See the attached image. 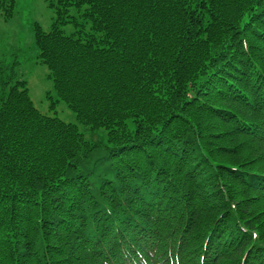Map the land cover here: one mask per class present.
<instances>
[{
    "label": "trees",
    "instance_id": "1",
    "mask_svg": "<svg viewBox=\"0 0 264 264\" xmlns=\"http://www.w3.org/2000/svg\"><path fill=\"white\" fill-rule=\"evenodd\" d=\"M54 8L36 59L77 123L40 112L9 65L0 264H173L157 254L200 242L198 264H264V0Z\"/></svg>",
    "mask_w": 264,
    "mask_h": 264
},
{
    "label": "rangeland",
    "instance_id": "2",
    "mask_svg": "<svg viewBox=\"0 0 264 264\" xmlns=\"http://www.w3.org/2000/svg\"><path fill=\"white\" fill-rule=\"evenodd\" d=\"M54 4L55 0H16L14 15L9 19L0 17V81L6 78L14 67L26 80L29 96L40 112L56 115L66 122L77 123L75 114L64 103L55 102V106L51 107V101L57 97L52 82L47 77L48 69L45 65L37 63L36 59L38 50L34 44V24L38 23L44 31H48L57 15ZM70 12L75 15L74 10ZM59 25L66 34L73 30L72 23ZM14 61H17L16 64ZM48 93L51 94L50 98L47 97ZM200 243L191 250L187 247L184 260H178L170 251H162L157 254L156 261L173 264L186 261V264H198L205 251V248H199Z\"/></svg>",
    "mask_w": 264,
    "mask_h": 264
}]
</instances>
